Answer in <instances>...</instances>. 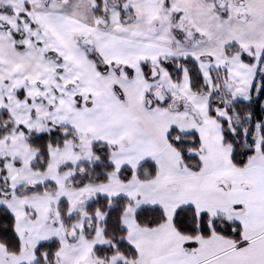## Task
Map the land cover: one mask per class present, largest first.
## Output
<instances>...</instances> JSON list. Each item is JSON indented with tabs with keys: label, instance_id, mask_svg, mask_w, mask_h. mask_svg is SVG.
Here are the masks:
<instances>
[{
	"label": "snow or ice",
	"instance_id": "1",
	"mask_svg": "<svg viewBox=\"0 0 264 264\" xmlns=\"http://www.w3.org/2000/svg\"><path fill=\"white\" fill-rule=\"evenodd\" d=\"M0 264H264V0H0Z\"/></svg>",
	"mask_w": 264,
	"mask_h": 264
}]
</instances>
